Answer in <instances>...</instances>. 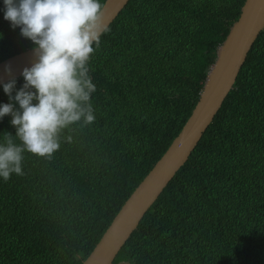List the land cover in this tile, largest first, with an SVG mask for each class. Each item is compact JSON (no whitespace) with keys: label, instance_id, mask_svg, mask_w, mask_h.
Listing matches in <instances>:
<instances>
[{"label":"trees","instance_id":"obj_1","mask_svg":"<svg viewBox=\"0 0 264 264\" xmlns=\"http://www.w3.org/2000/svg\"><path fill=\"white\" fill-rule=\"evenodd\" d=\"M244 1H128L88 61L93 121L62 129L49 156L24 152L22 174L0 182V264L86 259L190 116ZM0 33V62L31 49L2 18ZM113 264H264V29Z\"/></svg>","mask_w":264,"mask_h":264},{"label":"clouds","instance_id":"obj_2","mask_svg":"<svg viewBox=\"0 0 264 264\" xmlns=\"http://www.w3.org/2000/svg\"><path fill=\"white\" fill-rule=\"evenodd\" d=\"M0 18L30 42L34 56L20 69L19 87L14 76L0 81L8 101H0V119L8 116L14 129L0 134L2 182L22 174L24 152L49 156L62 129L93 121L90 96L96 88L88 61L109 27L102 23L101 0H0Z\"/></svg>","mask_w":264,"mask_h":264},{"label":"water","instance_id":"obj_3","mask_svg":"<svg viewBox=\"0 0 264 264\" xmlns=\"http://www.w3.org/2000/svg\"><path fill=\"white\" fill-rule=\"evenodd\" d=\"M129 0H105L102 23L109 25ZM264 29V0H245L240 15L222 44L209 70L199 98L190 116L159 160L113 217L90 254L81 264H113L117 253L136 229L140 220L185 164L215 114L232 89L236 77L254 41ZM34 60L31 49L0 62V81L20 77V69ZM5 66L11 69L4 72Z\"/></svg>","mask_w":264,"mask_h":264}]
</instances>
